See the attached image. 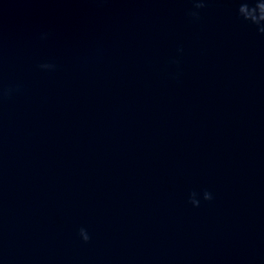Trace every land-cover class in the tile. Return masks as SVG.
<instances>
[{
  "label": "water",
  "instance_id": "1",
  "mask_svg": "<svg viewBox=\"0 0 264 264\" xmlns=\"http://www.w3.org/2000/svg\"><path fill=\"white\" fill-rule=\"evenodd\" d=\"M191 7L0 0V264H264V36Z\"/></svg>",
  "mask_w": 264,
  "mask_h": 264
},
{
  "label": "clouds",
  "instance_id": "2",
  "mask_svg": "<svg viewBox=\"0 0 264 264\" xmlns=\"http://www.w3.org/2000/svg\"><path fill=\"white\" fill-rule=\"evenodd\" d=\"M238 4L237 8V16L242 22L252 26L256 32L262 36H264V0H235ZM189 3L192 5L191 9H189L187 15L189 17L190 22L198 23L201 20V12L206 9L209 0H189ZM179 55L183 54V49L179 48L177 50ZM171 65H175L177 71L174 75H172L173 79H178L180 75V60L179 59H171L169 61ZM42 69L54 70L55 66L52 64H44L40 65ZM19 89H15L18 91ZM14 89L12 88H2L0 87V101H3L6 98H10ZM200 194L193 191L190 193L188 202L194 207H200L201 200L198 198ZM203 201L211 202L213 200V194L207 190L202 193ZM79 236L84 243H88L90 241V236L88 232L81 228L79 230Z\"/></svg>",
  "mask_w": 264,
  "mask_h": 264
}]
</instances>
